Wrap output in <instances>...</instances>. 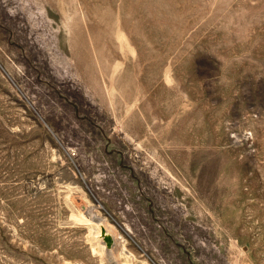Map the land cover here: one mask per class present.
Returning <instances> with one entry per match:
<instances>
[{"label": "rangeland", "instance_id": "1", "mask_svg": "<svg viewBox=\"0 0 264 264\" xmlns=\"http://www.w3.org/2000/svg\"><path fill=\"white\" fill-rule=\"evenodd\" d=\"M0 264H264V0H0Z\"/></svg>", "mask_w": 264, "mask_h": 264}]
</instances>
